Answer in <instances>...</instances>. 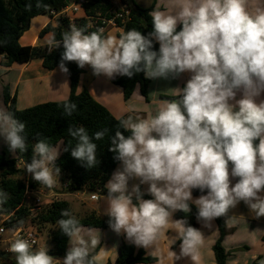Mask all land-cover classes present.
<instances>
[{"label":"clouds","instance_id":"9594fccd","mask_svg":"<svg viewBox=\"0 0 264 264\" xmlns=\"http://www.w3.org/2000/svg\"><path fill=\"white\" fill-rule=\"evenodd\" d=\"M171 5L173 12L149 13L153 29L147 35L133 28L117 38L104 36L103 29L88 32L70 24L59 41L53 35L47 44L63 48L58 67L66 76V62L90 66L94 76L108 79L143 72L147 79L169 80L191 73L183 87L172 89L178 98L163 101L154 115L119 120L109 151L120 167L100 199L107 205L103 214L109 228L131 244L146 250L155 245L156 250L171 226L177 233L172 243H181L179 255L169 250L168 258L174 264L190 257L200 264L204 235L185 218L173 220L176 211L189 214L195 205L198 221L209 229L241 201L255 218L264 217V99L257 102L264 94V7L250 9L249 0H171ZM36 7L48 5L37 0ZM62 107L69 117L77 110L67 98ZM25 130L15 113L0 109V136L11 153L27 152ZM67 132L76 143L69 141L62 151L71 150L87 169L100 164L93 141L102 140L109 129L90 135L85 126L70 125ZM31 149L27 173L39 185L54 187L61 174L55 163L61 148L38 138ZM134 178L139 183L129 189ZM142 184L152 198H143ZM194 189L201 192L197 198ZM8 199L10 194L0 189V205ZM60 216L58 228L69 237L65 257L56 259L47 246L34 248V241L17 237L7 248L15 264H101L103 247L91 255L101 242L99 229L85 227L70 209H61Z\"/></svg>","mask_w":264,"mask_h":264},{"label":"trees","instance_id":"16d2710c","mask_svg":"<svg viewBox=\"0 0 264 264\" xmlns=\"http://www.w3.org/2000/svg\"><path fill=\"white\" fill-rule=\"evenodd\" d=\"M36 2L37 0H0V55L4 58L2 65L5 67L12 64H26L36 58L42 59L43 68L54 69L59 66L63 51L62 47L55 49L52 46L48 48L21 46L18 42L21 35L28 29L31 19L39 16L52 18L54 14L61 11L67 0H42L44 4L48 5L47 8H37ZM122 2L123 8L115 10L111 0H87L86 3L82 4V17L74 18L72 23L68 19L56 17L54 23H48L44 26L39 35L50 34L51 38L54 35L55 39L59 41L62 33L68 29L70 24L86 27L88 32L97 31L100 23H98L97 27L94 25L87 27L90 23L88 18L96 15H100L105 20L113 19L115 26L121 30L118 37L122 32L133 28L140 30L144 35L151 32L153 25L149 13L154 8L140 7L134 0H123ZM28 4L32 5L30 11L26 9ZM125 11L127 14H125ZM116 14H122L123 19L116 18ZM181 27V25H178L177 30L179 31ZM158 49V43H154L153 50L158 51ZM66 67H68L70 73L67 75L70 82V93L67 99L77 104V110L70 117L63 113L62 105L64 101L46 102L18 110L15 106L14 97H10L8 87H3L2 90V99L6 109L15 113L19 120L26 123L25 135L28 136L29 148L25 153L14 154L15 157L13 159L0 155V189L10 194V199L0 205V224L5 216L13 214V217L3 223L6 229L21 225L29 217L33 226H54L55 230L49 234L53 245L49 255L57 259L65 257L67 252L66 244L69 237L62 233L56 222L61 218V209H69V204L64 200H53L48 206L33 212L30 211L29 207L22 204L26 188L37 191L43 187V185H39L32 180L24 168L25 162H31L32 145L38 138H47L48 142L53 146L61 142V153L55 163L61 169V174H65L69 181L65 185V190L69 193L86 189L89 192H95L100 195L107 194V189H105L104 185L119 163V161L114 159L115 154L109 151L111 146L109 137L115 134L120 118L117 119L112 116L86 90H82L79 93L76 92L82 70L77 66L76 62H66ZM112 83L121 88L124 100L130 98L137 85L141 95L147 99L149 81L143 72L137 73L131 78L119 76ZM161 98L166 97L161 96ZM167 99L172 100L174 98ZM70 125H83L88 129L90 135L105 128L109 129V132L102 140L93 141L98 145L96 154L100 160V164L96 167L87 169L71 156V150L68 152L62 151L69 141H71L73 146L76 143L68 135L67 128ZM124 134L126 136L129 135L126 132ZM20 165L22 168H18ZM229 167L231 168V164ZM234 180L236 182V179ZM192 194L193 196H200L201 192L198 189H194ZM143 198L150 199V197L145 195ZM175 217L177 219L185 218L192 227L196 228V221L198 220L197 208L192 207L189 214L179 211L175 214ZM78 219L85 227L109 228L107 223L109 218L107 216L102 217L92 213L89 216ZM215 222L219 235L212 247L214 259L216 264H226L228 252L222 246V239L227 234V228L222 217L215 219ZM10 254L8 253V255ZM154 261L155 259L146 256L142 249H135L134 246L123 243L119 247L118 257L114 263L107 264H149ZM0 264H8L7 259H0ZM252 264L259 263L253 262Z\"/></svg>","mask_w":264,"mask_h":264},{"label":"crops","instance_id":"0c3cea01","mask_svg":"<svg viewBox=\"0 0 264 264\" xmlns=\"http://www.w3.org/2000/svg\"><path fill=\"white\" fill-rule=\"evenodd\" d=\"M148 7L167 12L174 11L170 6L167 7L166 4H164V0H156L150 6H146V8ZM249 7L251 9L252 5H249ZM82 16V13L79 12L74 17L79 18ZM55 18V16L52 18L48 16H39L31 19L28 29L18 40L19 44L21 46L30 47H50L47 44V40L51 39V35L46 34L40 36L39 32L48 23H54ZM120 32L121 30L111 22L106 24L103 29L104 36H115L119 38L118 35ZM3 60V56L0 55V109H6L2 99L3 87H8L10 97H14L15 106L18 110H23L46 102H60L68 98L70 93V82L68 77L60 72L59 67L54 69L43 68L41 58L32 59L26 64H12L8 67L2 65ZM81 70L82 73L79 76L76 92L79 93L82 90H86L96 102L107 109L108 112L117 119H124L129 115H139L143 118H149L155 114L163 101L169 100L167 98L177 99L178 97L173 94L172 89L183 87L191 76V73L185 72L181 74L178 79H148L147 99L141 95L139 86L137 85L130 98L124 100L121 88L112 83V81L120 75H117L113 79H108L103 75L97 77L92 74L91 67L87 65ZM161 96L166 98H161ZM237 98H239V94ZM260 99H264V94L258 98L257 102H259ZM118 167H120V162L116 165L114 170ZM229 169L231 168L229 167ZM138 183V179H130L129 189H131L133 184ZM234 183L235 180L232 179V184ZM140 187L141 191L145 193V196L152 198L147 194V184H142ZM106 195L107 194L100 195V197ZM100 197H98V210H94L93 212L103 217L106 216L103 213L107 205ZM193 197L197 198L199 196ZM90 201L95 202L97 199ZM190 207H195V205H190ZM178 212L179 211H176L173 214V220H177L175 214ZM222 218L227 228V234L222 239V246L225 251L228 252L226 264H252L253 262L264 264V217L255 218L249 208L241 201L236 208L230 210L227 217ZM196 229L200 230L204 235L200 264H216L212 251V247L219 235L215 220L213 221V227L211 229L203 227L202 223L197 220ZM99 231L101 242L100 245L92 251L91 255L100 254L101 247H103L106 251L103 254L101 264L114 263L118 257L119 247L123 243L132 245L135 249H142L146 256L154 258L155 261L149 264H173V261L168 258L169 250L176 252L177 255H179L180 252L181 241L177 239L172 243V238H174L177 233L171 226L165 230L156 250L155 245L147 250L142 247L138 248L134 244L128 242L124 234L118 235L110 228L99 229ZM68 247L69 243L67 242L66 249H68ZM154 250L155 254H151L150 252ZM174 264H193V262L190 257H183L176 260Z\"/></svg>","mask_w":264,"mask_h":264},{"label":"rangeland","instance_id":"374dc122","mask_svg":"<svg viewBox=\"0 0 264 264\" xmlns=\"http://www.w3.org/2000/svg\"><path fill=\"white\" fill-rule=\"evenodd\" d=\"M117 1V0H116ZM123 1V0H122ZM156 0H134V2L143 8H146V6H150L154 3ZM112 2H115V0H112ZM123 3V2H122ZM164 4H166L167 7L170 6L171 9H174L171 5V0H164ZM120 4H113L114 9H118ZM123 5V4H122ZM249 5L252 7L254 6H260L264 7V0H249ZM2 107V105H1ZM62 144L59 142L55 147L61 148ZM0 155H3L5 158L13 159L15 155L9 151V148L7 144L4 141V138L0 136ZM18 168H22L20 165ZM68 182L65 174H60V177L57 178V183L52 188H47L46 186L41 187L37 191L35 190L32 197H38L40 199V203L36 205H32L31 202H27L26 206L29 208H44L48 206V204L53 200H64L69 204V209L73 212V214L77 218H83L86 216L91 215L94 210H98V197L100 195L95 192H89L86 189L82 191H77L73 193H69L65 190V185ZM91 194L96 195L97 201L91 202L89 200V196ZM97 215V214H96ZM27 223L31 222L30 217L25 220ZM31 224V223H30ZM33 226V225H32ZM33 230L36 233L37 241H36V247H44L47 246L49 248V253L53 248V245L50 241L49 234L51 231L55 230V227L52 225H45L43 227H36L33 226ZM30 231V230H28ZM11 238V233L9 231H6L1 237H0V251L5 252L8 248V244L6 243V240ZM8 253V252H6ZM55 258V257H54ZM7 263L8 264H15V255L10 254L8 255ZM57 259V258H56Z\"/></svg>","mask_w":264,"mask_h":264},{"label":"built area","instance_id":"2783aa9c","mask_svg":"<svg viewBox=\"0 0 264 264\" xmlns=\"http://www.w3.org/2000/svg\"><path fill=\"white\" fill-rule=\"evenodd\" d=\"M87 0H67L66 5L61 9V11L57 14H54L55 17H61V18H65L68 19L70 23H72L73 19L76 18L74 17L77 13L81 12L82 13V4L86 3ZM114 3L116 4H120L118 9H122L123 5H122V0H115V2H112L111 0V4L113 5ZM125 14H127V12L125 11ZM116 18H122L123 16L122 14H116L115 15ZM90 20L89 25H87V27H91V26H96L98 25V23H100V26L98 27V29H104V27L106 26V24L108 23H112L114 26V22L113 19L111 20H105L104 18L100 17V15H96L95 17H91L88 18ZM69 181L66 183L68 184ZM34 191L30 190L28 188H26L25 192H24V196H23V200H22V204L26 206L27 202H31L32 205H38L40 203V199L38 197H32L33 196ZM97 197L96 195L92 194L90 195V200H96ZM31 212L33 211H37L38 208H29ZM10 217H13V214L7 215L5 216L0 224V229H2V231H0V237L6 232L9 231L11 233V238L6 240V243L9 245L11 241H13L15 238L17 237H22L24 239L29 240L30 242H35L33 244V247H36V241H37V236L36 233L33 230V226L30 223H27L26 221H24L21 225L19 226H15L13 228H9L6 229L4 226V222L7 221ZM30 230V231H28ZM5 252H8L7 250ZM10 253V252H8Z\"/></svg>","mask_w":264,"mask_h":264},{"label":"water","instance_id":"95a60500","mask_svg":"<svg viewBox=\"0 0 264 264\" xmlns=\"http://www.w3.org/2000/svg\"><path fill=\"white\" fill-rule=\"evenodd\" d=\"M6 258H8V253L0 251V259H6Z\"/></svg>","mask_w":264,"mask_h":264}]
</instances>
